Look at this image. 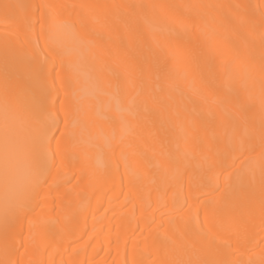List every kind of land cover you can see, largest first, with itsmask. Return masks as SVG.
<instances>
[{"label": "bare ground", "instance_id": "obj_1", "mask_svg": "<svg viewBox=\"0 0 264 264\" xmlns=\"http://www.w3.org/2000/svg\"><path fill=\"white\" fill-rule=\"evenodd\" d=\"M0 264H264V0H0Z\"/></svg>", "mask_w": 264, "mask_h": 264}, {"label": "rangeland", "instance_id": "obj_2", "mask_svg": "<svg viewBox=\"0 0 264 264\" xmlns=\"http://www.w3.org/2000/svg\"><path fill=\"white\" fill-rule=\"evenodd\" d=\"M11 112H12V111H11ZM12 114H13V113H12ZM12 116H14V114H13ZM17 173L20 174V172H17ZM18 174H16V176H13V175H12V176L17 180V182L21 180L20 177L18 176ZM17 176L19 177L18 179H17ZM13 177H12V178H13ZM15 179H14V180H15ZM48 180H49V179H48ZM15 182H16V181H15ZM4 200H5V199H4Z\"/></svg>", "mask_w": 264, "mask_h": 264}]
</instances>
